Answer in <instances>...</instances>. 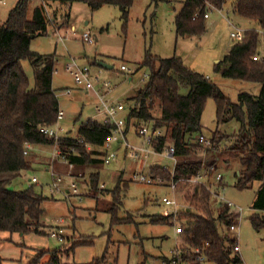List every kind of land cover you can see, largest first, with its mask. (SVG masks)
Wrapping results in <instances>:
<instances>
[{
    "label": "rangeland",
    "instance_id": "374dc122",
    "mask_svg": "<svg viewBox=\"0 0 264 264\" xmlns=\"http://www.w3.org/2000/svg\"><path fill=\"white\" fill-rule=\"evenodd\" d=\"M233 1L227 0L219 11H209V17L204 21L205 31L200 36L175 34L174 17L181 8V0H133L126 20L115 5H104L92 11L83 2L52 1L49 15L53 17V23L48 24L46 34L31 40L30 49L40 54L55 55L52 87L59 109L64 113L51 126L56 138L74 137L79 125L87 119L101 121V117L95 116L92 95L76 88L66 70V64L72 59L79 65H87L92 78L98 76L100 80H110L113 85L110 96L122 101L126 111L134 104L132 97L148 80L149 69L139 65L147 54L180 58L186 67L214 82L233 103L238 102L241 92L258 95L259 83L226 78L215 69V64L222 62L236 41L230 36L234 27L259 32L258 53L264 55L262 29L257 22L235 13ZM16 2L0 0V23L7 20ZM33 5L35 3H31L29 17ZM83 33H88L91 40L83 41ZM103 63L112 68L102 66ZM122 64L129 72L120 70ZM21 65L32 86L33 70L29 62L23 60ZM224 66V63L220 65L221 68ZM95 87L100 89L98 82ZM66 88H71L70 94L64 92ZM187 92L185 87L179 89L181 95ZM157 112L154 107L152 114L157 116ZM132 124L130 122L126 138L131 145L139 146L143 139L136 134ZM238 129L239 123L233 119L218 124L215 102L207 98L200 118V130L193 137L197 142V136L201 134L210 141L216 134L218 141L213 145L201 144L203 149L196 154V158L204 164L205 181L214 193H210L214 212L220 202L229 203L236 211V230L230 231L227 225L218 223L219 231L222 235L237 238L238 255L243 264H264V228L254 229L250 220L255 212L264 215V211L252 208L259 182L253 181L245 188L235 185L242 153L227 149ZM117 147L112 146L113 149ZM58 149L55 143L31 145L26 154L33 159L31 167L11 178L9 189L22 190L32 186L45 198L39 220L43 233L0 232V258L3 263L27 264L44 251L38 262L41 264L49 257L46 252L56 250L61 264H171L169 260L178 243L175 227L187 223L178 211L189 208L185 195L192 192L194 184L180 182L172 190L167 182L142 183L135 181L132 174L145 172L151 165L171 171L177 158H171L162 151L150 154L144 164L129 159L124 155L123 148H119L110 163L101 164L97 169L88 167L74 171L60 157ZM51 170L64 176V188L70 181L75 182L76 193L67 198L59 191L52 193L49 186ZM92 172L98 173L96 189L89 186ZM216 173L222 175L221 180L215 181ZM8 176L12 175L0 174V178ZM31 178L36 181L31 182ZM119 179L126 184L116 190ZM102 184L103 187L100 186ZM163 197L169 202L162 201ZM171 214L173 217L169 221H151L154 217Z\"/></svg>",
    "mask_w": 264,
    "mask_h": 264
},
{
    "label": "trees",
    "instance_id": "16d2710c",
    "mask_svg": "<svg viewBox=\"0 0 264 264\" xmlns=\"http://www.w3.org/2000/svg\"><path fill=\"white\" fill-rule=\"evenodd\" d=\"M60 3L83 2L92 11L104 5H115L126 20L133 0H53ZM169 1V0H167ZM171 1V0H170ZM227 0H181V8L174 17L177 36H200L205 31L204 13L207 4L221 9ZM30 0H19L8 13L7 20L0 23V232L27 233L40 230L43 196L32 186L22 190H11L8 185L13 176L29 169L33 159L24 154L28 143L50 145L57 141L60 151L66 156L72 169H97L103 164V146L111 135L113 125L96 119L81 123L74 137H58L44 134L42 127H51L57 122L59 103L52 87L55 70V55L40 54L30 49L31 40L47 33L49 20L40 4L33 5L29 17ZM233 11L257 22L264 34V0H234ZM260 34L255 29L245 30L243 37L236 40L215 69L226 78L260 84L258 95L241 92L238 102L233 103L209 78L186 67L175 56L160 58L147 54L139 64L149 69L148 80L132 97L134 107L127 114V121L147 124L159 128L163 134L156 138L153 148L162 152L167 143L174 147L177 158L173 170L159 165L149 166L152 176H159L164 182L173 179L193 178L204 170V164L196 154L203 147L193 135L200 130V118L207 98L216 106L218 124L235 120L239 129L232 136L233 143L227 149L241 152L240 169L236 186L249 187L258 181L252 208L264 211V56L253 59L258 53ZM27 60L33 70V85L21 62ZM224 63L223 68L220 65ZM188 89L186 95L179 89ZM154 107L158 115L154 116ZM213 134L210 143H216ZM89 146V148H87ZM166 146V147H165ZM207 148L205 149V151ZM213 163V162H212ZM89 186L96 189L98 173L92 172ZM119 179L116 190L121 188ZM211 194L202 184H194L192 192L185 195L189 208L178 211L187 223L178 233L175 250L186 264H243L232 245L234 237L222 235L218 223L228 227L234 224V211L229 203L220 202L214 212L210 204ZM215 214V215H214ZM169 216L154 217L151 221L172 219ZM254 229L264 228V215L255 212L251 216ZM81 244V243H80ZM83 244V243H82ZM198 249L196 253L194 250ZM45 252H40L27 264H38ZM47 260L41 264H61L58 251H48ZM202 256L204 261L196 259ZM170 261V260H169ZM0 264L3 259L0 258Z\"/></svg>",
    "mask_w": 264,
    "mask_h": 264
},
{
    "label": "built area",
    "instance_id": "2783aa9c",
    "mask_svg": "<svg viewBox=\"0 0 264 264\" xmlns=\"http://www.w3.org/2000/svg\"><path fill=\"white\" fill-rule=\"evenodd\" d=\"M19 1V0H17ZM53 0H30V2L35 4H40L43 8V10L46 12L49 23H53V17L49 15V7ZM4 3V1H3ZM211 10H219L216 9L211 4H207V11L204 13L203 17L206 19L209 16V11ZM244 30L240 28L234 27L233 30L230 31V36L232 38H235L236 40H240L243 37ZM83 41H90V35L88 33H83L82 35ZM264 56V55H263ZM261 56L259 54L255 55L253 59L260 58ZM66 70L71 74L73 81L75 83L76 87L82 88L83 90H86L93 94V97L95 99V116L101 117V122L103 123H110L114 127L112 129L111 135L107 138V140L104 143L103 150L105 152L103 156V164H108L110 161H112L116 157V150L118 148H123L125 156H127L129 159L137 161V162H146L147 157L150 154H156L158 152L155 151L153 148L154 141L157 137L161 136L163 134L162 130L159 128H152L151 126H148L147 124L141 123L137 124L134 120L131 121L133 126L136 129V134L139 135L143 140L142 144L139 146L131 145L127 139H126V133L129 129L130 122L127 121V114L130 111L132 107H134V104L131 105V107L128 108L126 111V108L124 106V103L119 100H115L110 96V93L113 90L112 82L108 79H102L100 80L98 76H95V78L91 77L90 69L87 65H79L74 59H72L71 62L66 64ZM120 70L129 72V69L125 65L120 66ZM98 82L99 88L96 89L95 83ZM66 94H70V89H65L64 91ZM126 111V115L124 116V112ZM64 113L62 110L59 109L57 114V120L61 119L63 117ZM41 131L55 139L56 132L52 129V127H42ZM197 142L202 145H210V141L206 140L201 134L197 136ZM55 144L58 147L57 141H55ZM117 145V149H113L112 146ZM31 147L30 144L25 145L24 154H27V150ZM59 148V147H58ZM89 148V146H87ZM164 153L168 155L171 158H174V147L173 145L167 146L164 150ZM58 154L60 157L67 162L66 156L60 151V148L58 149ZM143 162V163H144ZM69 167H72V164L68 163ZM145 164V163H144ZM143 164V165H144ZM210 167L209 169H211ZM51 181L49 183L51 192L59 191L63 194L64 197H69L71 195H74L77 191V187L75 182H69L67 186L64 188V181L65 178L63 175L58 174L56 171L51 170L50 172ZM132 177L135 181L147 183V184H162L164 181L159 176H152L150 169L147 167V170L144 171H136L132 174ZM206 173L200 172L193 178H180V179H171L168 183V186L174 190L178 183H193V184H202L206 187V189L212 193L209 185L206 183ZM222 175L220 173H216L214 175L215 181L221 180ZM36 181L35 178H31V182ZM103 187V184L100 185ZM217 197H220L217 195ZM162 201L169 202V200L166 197L162 198ZM230 231L236 230V224H231L229 227ZM183 229V226L179 225L175 227V233H180ZM52 236H55L54 233L51 234ZM235 242L232 245V249L234 252H239V244L238 240L235 237ZM196 253L199 251L197 248L194 250ZM196 259L200 262H203L204 259L202 256H197ZM171 264H186V262L183 260V258L180 256V250H174L173 255L170 260Z\"/></svg>",
    "mask_w": 264,
    "mask_h": 264
},
{
    "label": "crops",
    "instance_id": "0c3cea01",
    "mask_svg": "<svg viewBox=\"0 0 264 264\" xmlns=\"http://www.w3.org/2000/svg\"><path fill=\"white\" fill-rule=\"evenodd\" d=\"M220 10V9H219ZM218 10V11H219ZM209 17V16H208ZM76 88H78V89H81V90H83L82 88H79V87H76ZM67 89V88H66ZM68 89H70L71 90V88H68ZM65 91V90H64ZM138 91V90H137ZM85 92L87 93V94H91L92 95V97H93V94L92 93H90V92H88V91H86L85 90ZM93 100H94V102H95V99H94V97H93ZM127 139V138H126ZM119 149V148H118ZM125 155V154H124ZM134 161V160H133Z\"/></svg>",
    "mask_w": 264,
    "mask_h": 264
},
{
    "label": "water",
    "instance_id": "95a60500",
    "mask_svg": "<svg viewBox=\"0 0 264 264\" xmlns=\"http://www.w3.org/2000/svg\"><path fill=\"white\" fill-rule=\"evenodd\" d=\"M217 61V60H216ZM102 66H104V67H106V68H112V66L111 65H108V64H105V63H103L102 64ZM141 89H138V92L140 91Z\"/></svg>",
    "mask_w": 264,
    "mask_h": 264
}]
</instances>
